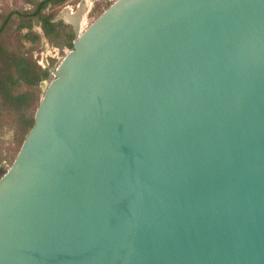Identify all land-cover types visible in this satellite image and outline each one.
Wrapping results in <instances>:
<instances>
[{
    "label": "water",
    "instance_id": "95a60500",
    "mask_svg": "<svg viewBox=\"0 0 264 264\" xmlns=\"http://www.w3.org/2000/svg\"><path fill=\"white\" fill-rule=\"evenodd\" d=\"M87 14L0 177V264H264V0Z\"/></svg>",
    "mask_w": 264,
    "mask_h": 264
},
{
    "label": "trees",
    "instance_id": "16d2710c",
    "mask_svg": "<svg viewBox=\"0 0 264 264\" xmlns=\"http://www.w3.org/2000/svg\"><path fill=\"white\" fill-rule=\"evenodd\" d=\"M66 1H30V9L10 12L0 24V118L12 117L19 149L33 126L42 97L39 89L48 78L47 69L32 56L33 48L42 42V37L60 49L72 48L73 31L54 21L55 13L51 11ZM14 20L18 21L15 27ZM34 27H39L41 33H36ZM25 42L31 44L30 49H25Z\"/></svg>",
    "mask_w": 264,
    "mask_h": 264
},
{
    "label": "rangeland",
    "instance_id": "374dc122",
    "mask_svg": "<svg viewBox=\"0 0 264 264\" xmlns=\"http://www.w3.org/2000/svg\"><path fill=\"white\" fill-rule=\"evenodd\" d=\"M36 2L39 0H0V24L3 18L10 12L14 11H24L30 9L31 6L29 2ZM83 1L86 11L88 14L86 17L79 18V23L81 24L80 30L84 31L103 11H105L115 0H67L60 7H54L53 11L55 13L56 22H61L72 30L71 15L75 14L78 9L79 4ZM54 19V20H55ZM65 21V22H64ZM18 24L17 20H14V27ZM12 27V30H14ZM36 33H41L39 27H34ZM23 31L22 33H25ZM25 49H30L31 44L25 42ZM52 46L43 37L42 42L38 43L32 50V56L39 63H41L44 56L47 57L48 64L52 68L55 65L56 58H60L63 55L62 49ZM48 51V54L46 53ZM47 81L41 84L39 92L42 96ZM19 151V145L16 140V135L14 133V126L12 125V117L4 116L0 118V177L9 169L13 163L17 153Z\"/></svg>",
    "mask_w": 264,
    "mask_h": 264
},
{
    "label": "built area",
    "instance_id": "2783aa9c",
    "mask_svg": "<svg viewBox=\"0 0 264 264\" xmlns=\"http://www.w3.org/2000/svg\"><path fill=\"white\" fill-rule=\"evenodd\" d=\"M63 57H64V54L62 55V57H60V58H59V57L56 58V63H55V65H57ZM46 59H47V57H46ZM39 65H40L43 69H45V68H44V65H43V63H42V61H41V63H39ZM55 65H54V66H55Z\"/></svg>",
    "mask_w": 264,
    "mask_h": 264
},
{
    "label": "crops",
    "instance_id": "0c3cea01",
    "mask_svg": "<svg viewBox=\"0 0 264 264\" xmlns=\"http://www.w3.org/2000/svg\"><path fill=\"white\" fill-rule=\"evenodd\" d=\"M65 25H66V23H65ZM66 26H67V25H66ZM69 27H70V26H69ZM66 48H67V47L64 46L63 48H61V49H62L61 51L63 52ZM57 49H58V48H57ZM46 53L48 54V51H47V50H46ZM47 61H48V60H47ZM55 63H56V61H55Z\"/></svg>",
    "mask_w": 264,
    "mask_h": 264
},
{
    "label": "bare ground",
    "instance_id": "6f19581e",
    "mask_svg": "<svg viewBox=\"0 0 264 264\" xmlns=\"http://www.w3.org/2000/svg\"><path fill=\"white\" fill-rule=\"evenodd\" d=\"M83 17V15H81Z\"/></svg>",
    "mask_w": 264,
    "mask_h": 264
},
{
    "label": "flooded vegetation",
    "instance_id": "af4514ba",
    "mask_svg": "<svg viewBox=\"0 0 264 264\" xmlns=\"http://www.w3.org/2000/svg\"><path fill=\"white\" fill-rule=\"evenodd\" d=\"M80 17H82V16H80Z\"/></svg>",
    "mask_w": 264,
    "mask_h": 264
}]
</instances>
